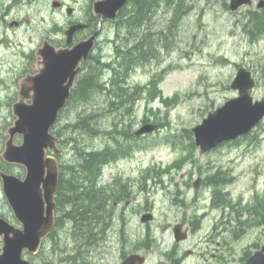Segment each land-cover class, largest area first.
Instances as JSON below:
<instances>
[{
  "label": "rangeland",
  "instance_id": "374dc122",
  "mask_svg": "<svg viewBox=\"0 0 264 264\" xmlns=\"http://www.w3.org/2000/svg\"><path fill=\"white\" fill-rule=\"evenodd\" d=\"M53 1L64 2L67 7H53ZM92 1L0 0V154L8 138L6 130L15 119L12 104L18 98L19 83L26 75L22 69L28 65V59L33 60L31 68L37 71L40 62L36 63L35 60L40 57L36 49L43 39L64 47V31L71 20L91 24L95 21L98 24L91 9ZM260 1L263 0H250L251 6L245 7L254 10ZM229 2L185 0V11L173 29L172 38L167 46L158 48L159 58L144 63L145 66H136L129 76L128 81L132 84L143 85L148 80L153 81L161 97L149 104L143 97L137 98L131 111L124 107L123 114H118L117 135L121 128L127 134H133L145 123L156 124L157 129L145 135H134L136 139L133 140L129 137L128 142L137 144L135 150L128 152L133 151L129 157L103 167L97 181L99 187H105L103 197L109 198L111 220L115 212L121 214V217H115V221L121 223L118 225L123 228L121 237H128V242L121 241L118 245L115 231L107 227L94 250L87 249L93 243L82 245L83 259L81 263L75 261L74 264H120L125 254L134 251L144 232L154 233L158 243L156 248L149 245L140 249L142 255L146 256L144 264H165L162 251L174 245L173 225L187 224L195 217H198L194 221L196 228H199L198 233L192 242L182 241L179 248L182 253L194 249L184 264H241L247 252L255 249L253 245L264 243V216L259 213L256 218H250L242 208L254 201L256 193L260 196L264 190V124L256 126L238 140L226 142L205 153L194 145L193 162L179 161L180 154L190 149L189 136L183 130H190L209 111L237 95L229 85L238 67L247 68L255 78L253 98L264 96V35L252 39L244 26L247 15L249 17L247 8L237 14V10H229ZM69 7L72 11L70 15L66 13ZM169 15L167 8L154 12L150 18L151 28H165ZM13 22L18 25H10ZM89 28L77 31L71 43L90 34ZM115 28L114 23L109 21L98 26L95 52L101 49L111 56V36ZM102 98V95L94 93L86 102L76 99L72 106L63 110L61 120L79 113L84 115V109L99 111L103 106L107 108L106 100ZM116 114L108 111L104 117H98L100 127L112 130L118 119H115ZM145 117L147 120L143 121ZM167 136H176L177 142L173 145ZM108 139L109 135L103 134L101 137H86L82 141L87 148H101L110 143ZM13 141L15 144L21 143V136H15ZM125 143L122 142L123 147ZM60 147L63 149L60 163H72L76 156L71 144L62 139ZM20 167L7 165L9 172L16 175H21ZM220 167L230 170L233 177V182L225 190L235 203L234 208L223 210L219 206L212 209L211 187L202 182L207 173ZM116 176L120 177L116 178L117 181H124L120 186L112 181ZM198 176L203 179L195 191L191 183ZM128 183L127 189L123 190L121 186ZM109 209L104 211V218L109 217ZM148 211L153 213V220L149 223L139 222L140 215ZM0 214L12 219L10 223L18 226L2 193L1 183ZM65 229L56 230V238L62 239L60 243L70 249L76 246V241L71 239L72 230ZM103 235L111 239L104 240ZM196 242L197 248L194 247ZM57 243H52V239L45 240L42 256L47 258L48 254L52 255ZM211 254L215 257H211ZM56 256L59 258V254ZM27 259L32 264H43L41 256L27 254Z\"/></svg>",
  "mask_w": 264,
  "mask_h": 264
},
{
  "label": "water",
  "instance_id": "95a60500",
  "mask_svg": "<svg viewBox=\"0 0 264 264\" xmlns=\"http://www.w3.org/2000/svg\"><path fill=\"white\" fill-rule=\"evenodd\" d=\"M128 0H94L92 12L99 16L97 28L92 34L71 44L75 31L84 28L83 23L70 25L65 31L66 46L55 47L47 39L36 50L40 66L32 75H26L19 83L18 99L12 104L13 123L7 128L8 138L1 152L5 162L21 165L25 174L20 178L0 170L3 195L19 226L0 216V264H32L25 253L35 254L50 233L54 224V194L58 181V162L46 155L47 151L58 153V137L51 128L57 122L59 111L65 106L74 81L92 52L98 34V26L104 21H114ZM250 0H230L229 10L235 11ZM60 2L53 1L58 7ZM264 5V0L257 7ZM70 14L71 8L66 9ZM17 24L16 22L10 23ZM71 44V45H70ZM70 45V46H69ZM255 80L251 72L241 66L230 83L237 96L226 100L221 106L207 113L200 123L191 128L194 143L200 152H207L218 145L247 134L264 118V97L253 99L251 94ZM29 100V102H26ZM156 125L144 124L136 134L152 132ZM20 135V144L13 139ZM200 180L192 183L198 189ZM152 219L151 213L141 216L142 222ZM180 224L174 227L176 241ZM144 257L129 254L121 264H142ZM242 264H264V244Z\"/></svg>",
  "mask_w": 264,
  "mask_h": 264
},
{
  "label": "trees",
  "instance_id": "16d2710c",
  "mask_svg": "<svg viewBox=\"0 0 264 264\" xmlns=\"http://www.w3.org/2000/svg\"><path fill=\"white\" fill-rule=\"evenodd\" d=\"M162 8H167L170 10L169 19L168 21H166V27L159 30H153L150 26V23L152 22L150 18H152L151 16L154 15V12ZM184 11L185 0H128L127 3L119 11L116 19L113 21L114 27L116 26V28L113 31V35L111 36V56H108L107 53L102 52L101 49L99 50V52H95V46L88 59L81 63V69L76 78L75 87L71 90L70 96L67 99L64 108L59 113L58 121L52 128L53 134L60 138L63 136L62 138L65 139L66 142L71 144L72 150L74 151L76 156L75 160L71 161L72 163L61 164L62 175L59 178L56 197H68L70 199L69 201H72L73 208L71 210V214L69 215L67 213V216H70L71 218L76 220L78 227L76 225L77 229L74 228V230L70 231V234L72 241H76V245L81 246H77L75 250H66L65 246L60 243V240L62 239L59 240L58 238H56V228L62 223L61 219H57L55 227L51 230L48 236V239H52V243L58 242L56 244L55 251L53 250L51 252L52 255L48 254V257L45 258L41 253L43 250L42 245L38 253L35 254L38 257L41 256V261L43 260V264H58L56 261H58L59 264H74L75 261L81 263L83 259L82 245L87 246L92 243L93 245H95L97 240L101 239L100 237L103 232L101 229H98L101 227H98L97 225L99 222L102 223L106 219L104 218L103 214L106 209L103 208V204L101 203H105L107 200H105V198L103 197L104 186L99 187L97 181L102 173L104 165L108 161H110V156L112 154L115 156V153H117L114 150L110 155V144H116V146L114 144L112 145V149H115L114 147H120L121 149L122 142H128L130 134H127V132L123 128L120 129L119 135L115 134V129L118 128L117 123H119L120 117L118 114L122 115L123 108L126 106V110L131 111L132 106L134 105L137 98L143 97L147 101V104H149L150 102H152V100L159 99L161 97V92L154 85L153 81L148 80L147 84L140 85L137 83H129L128 78L134 71L136 66H145L144 63L146 64L151 60H156L159 58V54L157 52L159 46H167L168 41H170L173 36V29L175 28L176 23H178V21L182 17ZM249 15L251 17H248L247 15V21L244 26L250 33V37L252 39H257L260 36L264 35V16L261 17L257 15V13H249ZM252 15L254 16V18ZM95 17L96 16H94V19L98 20V17ZM89 27H91L92 29H90ZM96 27L97 24L95 21L92 22V24L88 22L87 29L89 28V33H92L96 29ZM104 65H106V67ZM89 85L90 87H88ZM90 89L92 90L90 91ZM87 91L89 92L87 93ZM92 92L93 94L98 93L100 95H102L103 93L102 97L104 98L102 100H106L107 108L106 106H103V109H100L99 112L91 111L90 109H84L86 110L84 115H81V113H79L78 115H74L72 118L61 120V113L66 107L72 106L73 101H75L76 99H82L83 102L88 101L90 97L89 95H92ZM120 101H122L121 104ZM108 110L112 112L115 111V114L117 113V115H115V119L116 117L118 119L115 120V125L112 130L101 128L98 122L99 119H97L98 117H104L105 113H108ZM146 120L147 117L143 119V121ZM60 123L62 125L59 127L58 125ZM82 123L84 125H80ZM92 123H94L95 125ZM262 124H264V121L260 122L258 126L260 127V125ZM183 131L186 132L187 136H189L188 138L190 149L187 150L186 153L180 154L179 161L181 160L182 162H193L192 149L194 148V142L191 138L192 133L190 130ZM103 134L104 136L109 135L111 141L108 139L110 143L101 148H87L82 141L83 138L91 136L101 137ZM125 135H127V138L125 137ZM130 135H132V133ZM167 138L171 139L173 145L177 142L176 136H167ZM79 145L85 146H82L83 151L82 147H80ZM85 148L87 150H85ZM105 148L106 150H104ZM180 148L182 149L183 147L180 146ZM130 150V146L128 144L126 145L125 143L124 151L128 153ZM80 151H82V153ZM113 155L112 157H114ZM82 162H84L85 165ZM79 166L80 168H82V171L80 170ZM84 166L85 168H83ZM0 169H6V171L8 170L6 163L2 160L1 157ZM148 173L153 174L152 172ZM156 173L157 172H155L154 174ZM76 174H78V176H76ZM156 176L157 178H159L158 175ZM232 181L233 177L230 176L229 170L226 168L220 167L215 171L211 170L206 175L205 184L211 187L212 202L215 206L220 205L223 210L227 207L234 208L235 206V204H233L231 201L229 193L225 190L228 184L232 183ZM122 187L123 190H126L128 185L124 184L122 185ZM257 195L258 194L255 195L256 197L254 201L251 202V204L242 206L248 216L250 218L252 217L253 219L254 217L256 218V215H258L259 213L264 216V190L260 196ZM95 215L97 216V218ZM89 228L92 231H90ZM87 232L90 233V235ZM239 233L240 232H238V234ZM121 238L123 239V236ZM254 246L257 247V244ZM249 252H247V255L249 254ZM56 254H59V258L56 256Z\"/></svg>",
  "mask_w": 264,
  "mask_h": 264
},
{
  "label": "flooded vegetation",
  "instance_id": "af4514ba",
  "mask_svg": "<svg viewBox=\"0 0 264 264\" xmlns=\"http://www.w3.org/2000/svg\"><path fill=\"white\" fill-rule=\"evenodd\" d=\"M61 8H66L67 7V5L64 3V2H61ZM257 5V4H256ZM248 6H251V3H249V5ZM247 7H245V6H242V7H240V9L239 10H237V14H239L240 12H242V9H246ZM247 11L251 14H255V13H253V12H256L257 13V15H259V16H261L262 17V15L264 16V6H262V7H257L256 6V9H254V10H252V9H248L247 8ZM72 13V12H71ZM249 17H251L250 15H249ZM75 23H77V22H81V21H77L76 22V20L74 21ZM74 22H72V20L69 22V25H71V24H73ZM81 23H83V22H81ZM84 24L86 25L85 26V28H83V29H87V27H88V23H85L84 22ZM17 25H18V23H17ZM68 25V26H69ZM82 29V30H83ZM75 36V35H74ZM74 36H73V39H74ZM80 36H84V35H80ZM85 38V37H84ZM81 39H83V38H81ZM78 40H80V39H78ZM78 40H76V41H78ZM33 59L35 60V58H34V56H33ZM33 60H31L30 58L28 59V65L27 66H25L22 70H25V74H33V73H35V71L31 68V62H32ZM36 61V63H38V62H40V59H38V60H35ZM79 74V73H78ZM78 74H77V76H78ZM77 76H76V78H77ZM75 83H76V81H75ZM28 102H29V100H28ZM131 134V133H130ZM129 134V137H130V139H136L135 138V136H134V134H132V135H130ZM132 139V140H133ZM61 142H62V139L61 138H59V141H58V146H59V151H58V153H56V154H54V157L56 158V160H58V162H59V175H58V182H59V178L61 177V175H62V169H61V163H60V161H61V155H62V152H63V149L60 147L61 146ZM114 144V143H113ZM112 144V145H113ZM129 145L130 146V149H132L133 151L135 150V148H136V146H137V144L133 141V143H131V142H126V145ZM112 145L110 144V151L113 153V151L115 150L117 153L115 154V156L114 157H112V155L110 156V163L111 162H117L118 160H120L121 158H127V157H129L131 154H132V152L130 153V154H128V153H126L125 151H124V147H123V145H121V149H120V147H114L115 149H112ZM115 146H116V144H114ZM47 154H50V152H48ZM20 169V171H21V175H17V176H19V177H23V175H24V169L22 168V167H20L19 168ZM5 171H6V169H4ZM6 172H9V170H7ZM11 173V172H10ZM23 174V175H22ZM118 176V175H117ZM114 177L113 179H112V181H115V183L118 185L119 184V186H120V183L122 182V183H124V181H117V179H119L120 177ZM117 178V179H116ZM198 178L200 179V183H201V180L203 179V177H201V176H198ZM121 179H123V178H121ZM128 180V182L129 183H131L130 182V180L129 179H127ZM135 183H137V177H135ZM202 182H203V184H205V182H206V176L204 177V179L202 180ZM127 183V182H126ZM129 183L128 184H126V185H128L129 186ZM141 183H142V180H141ZM186 184H188V183H186ZM131 185V184H130ZM122 187V186H121ZM57 196V195H56ZM54 197V219H55V222H54V227H55V224H56V221H57V219L59 220V219H62V217H63V215L62 214H71V210H72V208H73V203H72V201H69L70 199L68 198V197H66V198H64L63 196H58V197ZM105 200H107L105 203H103V208L104 209H106V210H108L109 209V205H108V201H109V198H107V199H105ZM63 206V207H62ZM67 206V207H66ZM69 206V207H68ZM62 207V208H61ZM60 209H61V212H60ZM212 210V209H211ZM65 211V212H64ZM12 212V211H11ZM62 212H64V213H62ZM108 213H109V217H107L105 220H104V222H99L98 223V227H101V228H98L99 230L101 229L102 230V232H103V234L104 233H106L105 232V229H107V227H108V230H109V228L111 229V231L112 232H114L115 231V233H116V235H117V241H118V245L120 244V242L121 241H125V243L126 242H128V237H127V239L125 238V237H123V239L121 238V234H122V230H123V228L121 227V226H118V225H121V223H117L116 221H115V217H117V216H119V217H121L120 215V213L119 212H115L114 213V218L111 220V217H110V209H109V211H108ZM194 214H196V213H194ZM208 214V213H207ZM62 215V216H61ZM0 216H2V217H4L5 219H7L8 221H13L12 219H9L7 216H5V215H2V214H0ZM141 216V215H140ZM205 216H206V213H205ZM118 217V218H119ZM197 218L198 217H195V219L192 221V220H189V222L187 223V224H183V223H176V224H181V228H179V231H180V235H182V234H184L185 235V237L183 238V240H181V241H176L175 240V237H174V226L175 225H173V227H172V231H173V239H174V245H173V247H167V248H165V250L164 251H162L163 253H162V256H163V258H164V260H165V264H184L185 262H186V258L187 257H189V256H192V254L194 253V249H189V250H187V251H185L184 253H182V252H180V245H181V242L182 241H188V243H190V242H192V240L194 239V237H195V235L198 233V230H199V228H196V224L194 225V221L195 220H197ZM120 219V218H119ZM139 220H140V217H139ZM140 222V221H139ZM151 222V221H150ZM69 223V224H68ZM147 223H149V222H147ZM196 223V222H195ZM65 225L67 226V225H69V226H67V229L69 230L70 228L69 227H71V224H70V222H62L59 226H57V228H56V230H58V231H63V229H65L66 227H65ZM124 226V225H123ZM53 227V228H54ZM64 227V228H63ZM213 228H215V227H213ZM105 238H104V240L105 239H111V237H106L105 235H103ZM48 239V238H47ZM46 239V240H47ZM139 243L138 244H136V248L134 249V251H130L129 253H127V254H125L122 258L124 259L127 255H129V254H132V253H138V254H140V255H142V253L140 252V249H144L145 247H147V246H149V245H151V247H158V243L156 242V240L154 239V233H149V232H144L142 235H140V240L138 241ZM127 245V244H126ZM195 246V248H197V245H198V243L196 242L195 244H194ZM160 246H161V244L159 243V248H160ZM254 246V245H253ZM161 250H162V246H161ZM187 255V256H186ZM144 257H145V259H146V256L145 255H143ZM211 257H215V255L214 254H211L210 255ZM123 259H121V262H122V260ZM121 262H120V264H121Z\"/></svg>",
  "mask_w": 264,
  "mask_h": 264
},
{
  "label": "bare ground",
  "instance_id": "6f19581e",
  "mask_svg": "<svg viewBox=\"0 0 264 264\" xmlns=\"http://www.w3.org/2000/svg\"><path fill=\"white\" fill-rule=\"evenodd\" d=\"M252 16H253V15H252ZM256 17H257V16H256ZM262 17H263V15H262ZM253 18H254V16H253ZM96 28H97V27H96ZM98 30H99V29H98ZM98 35H99V33L97 34V37H98ZM97 37H96V39H97ZM95 46H96V45H95ZM94 61H95V60H94ZM97 62H98V61H97ZM97 62H96V63H97ZM94 65H95V64H94ZM100 66H101V65H100ZM104 66L106 67V65H104ZM98 67H99V65H98ZM101 67H102V66H101ZM105 67H104V68H105ZM108 68H109V67H108ZM91 69H92V68H91ZM93 69H94V68H93ZM98 69H99V68H98ZM106 71H107V70H106ZM87 72H90V71H87ZM108 74H109V73H108ZM108 74H107V75H108ZM86 75H87V74H86ZM89 76H91V75H89ZM105 76H106V75H105ZM92 77H93V76H92ZM103 77H104V76H103ZM110 77H111V75H110ZM124 77H125V76H124ZM88 78H89V77H88ZM90 78H91V77H90ZM110 79H111V78H110ZM90 82H91V81H90ZM105 82H107V81H105ZM86 83H87V81H86ZM123 83H124V80H123ZM108 84H109V83H108ZM91 86H92V85H91ZM106 86H107V85H106ZM106 86H105V87H106ZM124 86H125V85H124ZM88 87H90V85H89ZM88 87H87V89H88ZM109 87H110V86H109ZM110 88H111V87H110ZM110 88H109V89H110ZM93 89H94V88H93ZM107 89H108V88H107ZM91 90H92V89H90V91H91ZM88 92H89V91H87V93H88ZM105 92H106V91H105ZM8 94H9V93H8ZM92 94H93V92H92ZM85 95H86V94H85ZM88 95H89V94H88ZM102 95H103V93H102ZM89 96H90V95H89ZM103 98H104V97H103ZM103 98H102V99H103ZM86 99H87V98H86ZM121 103H122V101H120V104H121ZM98 106H99V105H98ZM100 106H101V105H100ZM126 107H127V106H126ZM94 110H95V109H94ZM99 111H100V109H99ZM99 111H98V112H99ZM108 111H109V110H108ZM96 112H97V111H96ZM101 112H102V111H101ZM114 112H115V111H114ZM99 114H100V113H99ZM99 114H98V115H99ZM93 115H94V114H93ZM116 115H117V114H116ZM119 115H120V114H119ZM87 116H88V114H87ZM100 116H102V115H100ZM97 117H98V116H97ZM97 117H95V118H97ZM80 122H81V121H80ZM92 122H93V121H92ZM92 124H94V123H92ZM80 125H84V124L82 123V124H80ZM94 125H95V124H94ZM94 125H93V126H94ZM88 126H89V125H88ZM90 126H91V125H90ZM74 128H75V127H74ZM86 129H87V128H86ZM86 129H85V130H86ZM87 131H89V130H87ZM94 131H95V130H94ZM90 132H91V131H90ZM91 134H92V133H91ZM62 135H63V134H62ZM95 135H96V134H95ZM62 137H63V136H62ZM62 139H63V138H62ZM79 146H80V145H79ZM82 146H83V145H82ZM82 146H80V147H82ZM83 147H85V146H83ZM83 147H82V151H83ZM77 148H78V147H77ZM78 149H79V148H78ZM90 149H92V148H90ZM107 149H108V148H107ZM109 149H110V148H109ZM79 150H80V149H79ZM85 150H87V149L85 148ZM94 150H95V149H94ZM104 150H106V148H105ZM82 151H80V152L82 153ZM90 151H91V150H90ZM109 151H110V150H109ZM95 152H96V151H95ZM100 152H101V151H100ZM104 153H105V151H104ZM111 153H112V152L110 151V155H111ZM85 154H86V153H85ZM115 154H116V153H115ZM106 155H109V154H106ZM112 155H113V154H112ZM113 156H114V155H113ZM107 157H108V156H107ZM107 157H106V158H107ZM101 159H102V158H101ZM80 160H81V159H80ZM102 160H103V159H102ZM81 161H82V160H81ZM98 162H99V161H98ZM82 163L84 164V162H82ZM100 164H101V163H100ZM84 165H85V164H84ZM79 168H80V166H79ZM83 168H85V166H84ZM81 169H82V168H80V170H81ZM80 170H79V171H80ZM75 171H76V170H75ZM81 171H82V170H81ZM68 174H69V173H68ZM68 174H67V175H68ZM81 175H82V174H81ZM93 175H94V174H93ZM76 176H78V174H76ZM91 177H92V175H91ZM91 177H90V178H91ZM75 179H76V178H75ZM78 179H79V177H78ZM76 180H77V179H76ZM82 180H83V179H82ZM221 181H222V180H221ZM82 182H83V181H82ZM82 182H80V183H82ZM77 184H78V183H77ZM87 184H88V183H87ZM79 186H80V185H79ZM97 190H98V189H97ZM97 194H99V193H97ZM100 194H101V193H100ZM96 196H97V195H96ZM64 198H66V197H64ZM98 198H99V197H98ZM101 198H102V196H101ZM101 198H100V200H101ZM98 204H99V203H98ZM101 204H103V203H101ZM96 205H97V204H96ZM98 206H99V205H98ZM62 207H63V206H62ZM62 207H61V208H62ZM66 207H67V206H66ZM68 207H69V206H68ZM92 207H93V206H92ZM263 208H264V207H263ZM91 209H92V208H91ZM102 211H103V210H102ZM60 212H61V209H60ZM64 212H65V211H64ZM64 212H62V213H64ZM90 213H91V212H90ZM95 213H96V212H95ZM97 213H98V212H97ZM93 214H94V212H93ZM62 215H63V217H62V219H61L62 222H67V221H68V222H70V224H71V227H69L71 230H74V228L77 229V228H76V225H77V227H78V224H77L76 220H74V219L71 218L70 216L68 217L67 214H62ZM62 215H61V216H62ZM95 216H96V215H95ZM96 218H97V216H96ZM99 218H100V217H99ZM73 220H74V221H73ZM77 221H78V220H77ZM79 221H80V220H79ZM99 221H100V220H99ZM103 222H104V221H103ZM68 224H69V223H68ZM84 225H85V224H84ZM67 226H69V225H67ZM67 226L65 225V227H67ZM84 227H85V226H84ZM63 228H64V227H63ZM81 228H82V227H81ZM70 229H69V230H70ZM83 229H84V228H83ZM89 229H90V228H89ZM65 230H67V229H65ZM80 230H81V229H80ZM95 230H96V229H95ZM81 231H82V230H81ZM86 231H87V230H86ZM90 231H92V230L90 229ZM96 231H97V230H96ZM75 232H76V231H75ZM84 232H85V231H84ZM84 232H83V233H84ZM93 232H94V231H93ZM66 233H69V232H66ZM80 233H81V232H80ZM87 233H88V232H87ZM88 234L90 235V233H88ZM91 234H92V233H91ZM66 235H67V234H66ZM84 235H85V234H84ZM89 235H88V236H89ZM93 235H94V234H93ZM82 236H83V235H82ZM95 237H96V236H95ZM77 240H78V239H77ZM78 241H79V240H78ZM77 246H78V245H76V246L70 248L69 250H75V248H77ZM78 247H79V246H78ZM95 248H96V245H92V246L89 247V249H93V250H94ZM87 249H88V248H87ZM66 250H68V248H67ZM87 256H88V255H87Z\"/></svg>",
  "mask_w": 264,
  "mask_h": 264
}]
</instances>
